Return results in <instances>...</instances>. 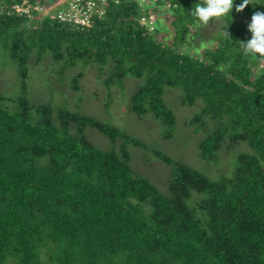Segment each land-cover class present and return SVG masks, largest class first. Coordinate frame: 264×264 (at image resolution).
Segmentation results:
<instances>
[{
	"label": "trees",
	"instance_id": "obj_1",
	"mask_svg": "<svg viewBox=\"0 0 264 264\" xmlns=\"http://www.w3.org/2000/svg\"><path fill=\"white\" fill-rule=\"evenodd\" d=\"M55 2L0 0V49L23 94L32 56L39 63L49 55L62 72L79 62L99 71L111 67L103 80L108 89L126 77L144 81L130 98V112L158 122L166 140L176 118L165 89H180L182 106L203 103L188 124H198L195 133L205 120L216 124L198 146L201 162L215 163L224 148L239 143L252 154L240 153L232 174L213 181L152 151L171 167L162 194L130 167L127 145H144L116 127L54 113L25 97L11 111L0 96V264H264V56L243 54L247 24L228 18L232 40L221 33L202 56H191L181 49L191 47L195 26L203 25L189 13L202 0H106L87 30L57 23L44 11L33 12L35 20L15 12ZM164 7L173 35L168 44L155 21L142 23ZM82 77L73 78L74 92ZM89 129L111 148L96 149L86 138Z\"/></svg>",
	"mask_w": 264,
	"mask_h": 264
},
{
	"label": "rangeland",
	"instance_id": "obj_2",
	"mask_svg": "<svg viewBox=\"0 0 264 264\" xmlns=\"http://www.w3.org/2000/svg\"><path fill=\"white\" fill-rule=\"evenodd\" d=\"M52 6L25 7L24 14L32 15L33 12H43L41 15L50 14L55 17L62 6H66L71 0H54ZM144 2V0H142ZM242 0H235L231 18L234 16L239 22L248 23L255 11L264 12V6L259 4L253 7L249 5L243 12L237 13L235 5ZM26 4V2H24ZM150 4V3H149ZM155 5L152 2L150 6ZM168 8H162L159 17H153L157 31L164 34L162 43H171L172 33L167 16H170ZM251 13L248 15L246 13ZM238 14V15H237ZM31 16V20H35ZM226 20H211L207 25L197 24L195 31L197 38L191 47L185 46L181 49L189 55L202 56L204 52L216 45V38L222 33ZM62 63L56 64L49 55L41 62H35L32 56L28 63L27 89L23 94L22 85L14 64L5 50L0 49V96L5 98V105L9 110H14L16 100L25 97L33 106L49 107L56 113L58 110L68 111L84 117H90L96 121L114 126L124 135L131 137L146 149H139L131 144L127 145L130 156V167L139 177L147 180L160 193H166L167 183L170 180L171 167L154 158L152 151L160 152L174 161L181 162L193 170L199 172L210 180H219L222 176H229L236 165V158L240 153L252 154L246 143L237 144L232 150L224 148L218 155L215 163H204L198 158V146L206 136V132L212 131L216 124L205 120L204 129L195 133L196 125L189 126V122L198 115L203 103L199 100L192 107L181 105L182 91L180 89H165L164 100L168 108L174 113L176 127L170 140L163 138L165 129L151 117L138 119L130 112V98L136 89L144 82L131 77H126L122 86H113L109 89L103 84L104 77L109 74L111 67L99 71L93 65L79 62L76 67L62 72ZM82 74L79 80V91L74 92L71 87L73 78ZM55 115V114H54ZM56 123V120H55ZM74 131V128H71ZM87 140L100 151H107L111 145L107 138L94 130H87ZM117 142L116 147L121 145Z\"/></svg>",
	"mask_w": 264,
	"mask_h": 264
},
{
	"label": "clouds",
	"instance_id": "obj_3",
	"mask_svg": "<svg viewBox=\"0 0 264 264\" xmlns=\"http://www.w3.org/2000/svg\"><path fill=\"white\" fill-rule=\"evenodd\" d=\"M234 4L235 0H202L200 3H195L194 9L192 8L189 13L200 24L207 25L211 20H227L228 18L231 20L230 14L233 11ZM257 4L264 6V0H242L241 3L235 5V11L240 13L249 5L255 7ZM227 27L222 28V36L224 39L231 41L232 39L227 31ZM247 31L251 34L250 38L246 41H240V48L243 54L253 56L259 54L260 56H264V12L255 11L253 13L247 25Z\"/></svg>",
	"mask_w": 264,
	"mask_h": 264
},
{
	"label": "built area",
	"instance_id": "obj_4",
	"mask_svg": "<svg viewBox=\"0 0 264 264\" xmlns=\"http://www.w3.org/2000/svg\"><path fill=\"white\" fill-rule=\"evenodd\" d=\"M99 2L103 4L106 0H71L68 2V7L64 11L58 12L55 17H51L53 20L60 22L64 26L73 27L76 29H88L91 28L92 18L95 12L99 11L100 14L103 13V6L98 5ZM105 5V4H104ZM24 8L21 6L15 7V12L19 16L30 17V14H24ZM142 23L146 26H153L154 18L149 17L148 19H143Z\"/></svg>",
	"mask_w": 264,
	"mask_h": 264
}]
</instances>
